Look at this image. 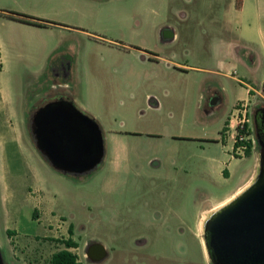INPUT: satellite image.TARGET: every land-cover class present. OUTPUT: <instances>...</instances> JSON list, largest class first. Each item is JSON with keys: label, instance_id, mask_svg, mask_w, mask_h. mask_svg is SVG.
<instances>
[{"label": "rangeland", "instance_id": "rangeland-1", "mask_svg": "<svg viewBox=\"0 0 264 264\" xmlns=\"http://www.w3.org/2000/svg\"><path fill=\"white\" fill-rule=\"evenodd\" d=\"M9 5L53 24L0 18L3 264H49L68 240L77 243L71 251L83 264H212L204 228L213 208L253 185L260 172L253 115L264 107V48L256 13L247 8L238 16L236 0H0V10ZM247 21L253 27L244 36L255 42L262 64L253 75L243 69L260 94L246 102L251 155L242 157L229 139L216 143L222 98L198 68L217 61L213 38L238 39L239 23ZM165 27L179 36L169 46L162 42ZM58 64L69 70L58 91L103 133L104 160L87 175L56 171L30 133L29 106L44 90L48 65ZM245 96L233 86L226 107ZM94 243L107 252L101 263L87 258Z\"/></svg>", "mask_w": 264, "mask_h": 264}, {"label": "water", "instance_id": "water-1", "mask_svg": "<svg viewBox=\"0 0 264 264\" xmlns=\"http://www.w3.org/2000/svg\"><path fill=\"white\" fill-rule=\"evenodd\" d=\"M255 121L264 130V109L257 111ZM31 131L38 151L63 175L90 174L104 160L100 126L69 99H56L40 107L32 116ZM259 145L257 181L218 209L205 225L206 247L213 264H264V138H259ZM93 250L99 254L97 262L107 256L104 246L94 243L87 258Z\"/></svg>", "mask_w": 264, "mask_h": 264}, {"label": "crops", "instance_id": "crops-1", "mask_svg": "<svg viewBox=\"0 0 264 264\" xmlns=\"http://www.w3.org/2000/svg\"><path fill=\"white\" fill-rule=\"evenodd\" d=\"M250 0H243L242 6L240 8H237L235 5V11L237 12L238 16L242 17L245 14V11L247 8H251L256 14H255V21H254V27L256 30L257 37L259 38V41L261 45L264 48V5H250ZM0 10V18L6 20L7 22H11L14 24H20L21 26H27L13 20H10L6 18L5 14L6 12H18L22 14H26L28 16H36V17H45L43 15H40L38 13L31 12L29 10L20 8V7H12V6H2ZM246 21V20H245ZM239 32L241 36L238 39L227 37L221 35L218 38H213L211 40L212 44V50L214 51L213 57L217 60L214 62V65L212 68H198L199 70L203 72H207L212 76L211 84L206 83L205 86L210 85L212 87L213 91H218L221 94V100L219 104L215 108V115L216 118L220 121L224 122V128L221 134H219L218 141H216L217 144H221L219 137H223L224 139L227 138L226 133L224 132L225 127L230 122L234 110L240 103H246L249 102L250 98L253 97L254 94H260V90H256L249 84H247L245 81V74L243 73V69L245 71H248L251 73L250 75H253V72L256 68L261 66L262 59L261 56L252 48V44L255 42L246 38L244 36L245 30L252 29L253 24L251 22L247 21L244 24L242 22L239 23ZM34 27V26H31ZM164 29H169L168 27H165ZM163 29V30H164ZM173 37H162V42L164 43V46H169L174 44L179 40L178 34L174 33ZM150 51L155 52L156 48H148ZM217 55V57H216ZM51 66L48 65L49 71L45 72L42 76L45 80L43 81V92L39 96L36 97V101L30 105V110H28L27 115H34L35 112L45 105L46 103L59 99V98H65L64 93L58 91V88L65 87V85H60L58 88H55L54 86H50L52 81V71L50 70ZM237 87L239 90L243 91L247 97H240L236 101V103L233 105V108L231 111H229V108L226 107L225 101L227 98V93L231 91V88ZM57 91V92H56ZM228 139V138H227ZM235 148V146H233ZM250 184L247 182L242 188H240L237 192H235L232 196H230L226 201L220 203L219 205L215 206L213 210L220 209L223 205L226 203H229L231 200H233L235 197H237L240 193H242L247 187H249ZM46 217H48L46 215ZM50 221V220H49Z\"/></svg>", "mask_w": 264, "mask_h": 264}, {"label": "trees", "instance_id": "trees-1", "mask_svg": "<svg viewBox=\"0 0 264 264\" xmlns=\"http://www.w3.org/2000/svg\"><path fill=\"white\" fill-rule=\"evenodd\" d=\"M237 3H239L240 8L242 6L243 0H236ZM6 18L25 24V25H30L34 27H40V28H48L53 22L50 21H45L36 17L28 16L26 14L18 13V12H6L5 14ZM242 134H246L248 136L251 135V129L249 128V125H246V129L241 132ZM240 144H246L247 146V151H246V156L251 155V144L250 142L245 141V142H240L236 146H240ZM62 242L61 244L65 246V248L59 250L58 252L54 253L52 255V258L49 262V264H83L79 261L77 255L73 253L71 250L73 248L77 247V243H75L73 240H68V241H60Z\"/></svg>", "mask_w": 264, "mask_h": 264}, {"label": "built area", "instance_id": "built-area-1", "mask_svg": "<svg viewBox=\"0 0 264 264\" xmlns=\"http://www.w3.org/2000/svg\"><path fill=\"white\" fill-rule=\"evenodd\" d=\"M247 107L248 105L246 103L237 105L229 122L228 131L226 132L227 138L233 142L236 152L242 157L246 155L247 146L246 144H240L238 147L236 145L248 140V135L241 133L246 129V125L249 122L247 119Z\"/></svg>", "mask_w": 264, "mask_h": 264}, {"label": "flooded vegetation", "instance_id": "flooded-vegetation-1", "mask_svg": "<svg viewBox=\"0 0 264 264\" xmlns=\"http://www.w3.org/2000/svg\"><path fill=\"white\" fill-rule=\"evenodd\" d=\"M164 32H166V36L165 37H173L174 34L171 30L169 29H164ZM52 86H54L55 88H58L60 85L57 84V81L60 80V79H65L69 76V70H68V67L65 65V64H58L56 65L55 67L52 68ZM61 99V98H59ZM261 109H264V107H260V108H257L255 111H254V127H255V135H256V138H257V142H258V145H259V138H264V130L262 129V127H259L256 125V121H255V115L257 113V111L261 110ZM30 133L32 135V131H31V121H30ZM260 147V145H259ZM157 220H165V221H168L169 219H172V217H158L156 218ZM174 219V217H173ZM181 230V229H180ZM91 246V245H90ZM89 246V247H90ZM89 247H88V251H89ZM91 257H89L88 259L94 263H101L102 261H105V259L107 258V256L105 258H103L102 260L100 261H96V259H98L99 257V254L93 250L91 251ZM213 264V263H212Z\"/></svg>", "mask_w": 264, "mask_h": 264}]
</instances>
